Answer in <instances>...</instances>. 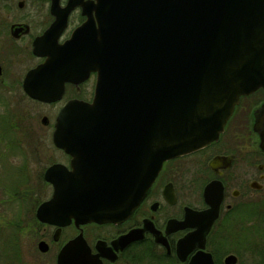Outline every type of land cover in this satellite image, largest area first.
<instances>
[{"label": "water", "instance_id": "1", "mask_svg": "<svg viewBox=\"0 0 264 264\" xmlns=\"http://www.w3.org/2000/svg\"><path fill=\"white\" fill-rule=\"evenodd\" d=\"M93 1L77 0L86 20L24 79L28 96L51 103L66 81L96 72L92 100H68L55 118L52 140L70 169H46L53 192L36 209L40 222L57 226L54 239L71 221L79 229L56 264H101L111 247L97 240L92 254L80 226L124 220L163 161L216 139L239 96L264 86V0ZM136 232L111 245L124 247Z\"/></svg>", "mask_w": 264, "mask_h": 264}, {"label": "flooded vegetation", "instance_id": "2", "mask_svg": "<svg viewBox=\"0 0 264 264\" xmlns=\"http://www.w3.org/2000/svg\"><path fill=\"white\" fill-rule=\"evenodd\" d=\"M85 20L77 0H0V94L18 93L21 100L58 106L54 121L66 101H90L95 72L81 81H66L61 99L53 103L33 100L24 88L26 74L46 60L51 45L64 44ZM40 122L47 126L49 119L43 115ZM52 130L45 135V145L49 153L59 157L42 159L45 165L40 171L41 182L51 189V183L44 179L46 169L53 164L69 169L71 159L54 146ZM16 137L11 141L20 150ZM186 217V225L179 227ZM210 220L200 245L198 233ZM41 225L52 229L53 234L54 226ZM90 225L108 228L107 233L92 236V243L84 236L92 253H98L97 240L111 247L110 253L102 252L106 256L100 255L101 264H208L206 253L213 264H226L229 255L237 264L242 251L257 253L256 264H264V86L239 97L216 139L164 161L141 201L124 220ZM133 230L139 235L136 239L122 248L111 245ZM186 235H193L192 243L179 246ZM232 236H238L239 242L228 247L222 238ZM242 238H248L244 245Z\"/></svg>", "mask_w": 264, "mask_h": 264}, {"label": "rangeland", "instance_id": "3", "mask_svg": "<svg viewBox=\"0 0 264 264\" xmlns=\"http://www.w3.org/2000/svg\"><path fill=\"white\" fill-rule=\"evenodd\" d=\"M0 97V229L4 227L6 230L0 236L9 239L11 244H16L19 256L15 258L14 264H55L60 244L76 235L77 231L73 226L66 227L61 231L58 241L54 242L51 239L52 229L39 224L34 213L37 205L47 199L52 191L41 182L40 171L45 165L42 159H47L49 155L54 159L59 157L49 153L45 145V135L52 130L51 125L58 106L21 100L18 93H2ZM43 115L49 119L47 126L40 122ZM4 128L7 130L4 139L9 141L8 138L19 136L16 137L18 141L15 138V143L19 142L20 150L12 146V141L9 143L1 140ZM16 170H21V174ZM81 229L83 236L91 243L92 236L108 231L106 227L93 225H86ZM237 239L238 236L224 237L222 241L232 247L239 242ZM39 240L48 244L45 252L38 249ZM247 240L248 238H242V244H246ZM1 249L0 254L5 255L3 246ZM240 255L241 260L237 264H256L258 260L255 252L242 251ZM259 256H263L262 252H259ZM1 261L4 262L0 259V263Z\"/></svg>", "mask_w": 264, "mask_h": 264}, {"label": "trees", "instance_id": "4", "mask_svg": "<svg viewBox=\"0 0 264 264\" xmlns=\"http://www.w3.org/2000/svg\"><path fill=\"white\" fill-rule=\"evenodd\" d=\"M7 130L4 128L3 129V131H2V133H3V135H2V138H1V140H3V141H5V142H9V143H11V139L10 138H8L9 139V141L8 140H6V139H4V135L5 134H7V132H6ZM7 137H10V135H8ZM13 146V145H12ZM14 148V147H13ZM22 170V169H21ZM21 170H16L17 172H18V174H21L20 172H21ZM17 174V175H18ZM16 186V185H15ZM5 229H4V227H2L1 229H0V235H2V234H4L5 233ZM3 246V253L4 252H6V254L5 255H3V254H0V259H2V260H4V262H2L1 261V263L0 264H12V262H13V264H14V260H15V258H18V256H19V253H18V250H17V246H16V244H11V241L9 240V239H3L1 236H0V249H1V247ZM2 250V249H1Z\"/></svg>", "mask_w": 264, "mask_h": 264}]
</instances>
